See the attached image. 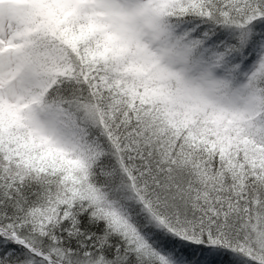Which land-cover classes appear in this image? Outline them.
Masks as SVG:
<instances>
[{
  "label": "snow or ice",
  "instance_id": "obj_1",
  "mask_svg": "<svg viewBox=\"0 0 264 264\" xmlns=\"http://www.w3.org/2000/svg\"><path fill=\"white\" fill-rule=\"evenodd\" d=\"M0 264H264V0H0Z\"/></svg>",
  "mask_w": 264,
  "mask_h": 264
}]
</instances>
